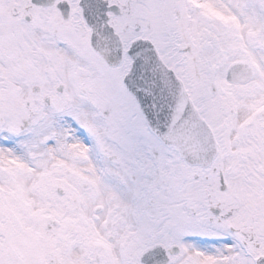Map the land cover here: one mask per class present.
I'll return each instance as SVG.
<instances>
[{
	"label": "snow or ice",
	"instance_id": "6c2138e0",
	"mask_svg": "<svg viewBox=\"0 0 264 264\" xmlns=\"http://www.w3.org/2000/svg\"><path fill=\"white\" fill-rule=\"evenodd\" d=\"M0 264H264V0H0Z\"/></svg>",
	"mask_w": 264,
	"mask_h": 264
}]
</instances>
